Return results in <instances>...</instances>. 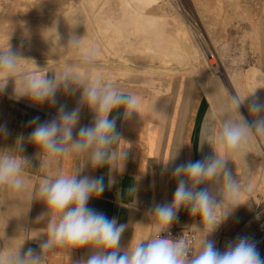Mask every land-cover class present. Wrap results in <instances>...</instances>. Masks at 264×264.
<instances>
[{
    "label": "clouds",
    "instance_id": "1",
    "mask_svg": "<svg viewBox=\"0 0 264 264\" xmlns=\"http://www.w3.org/2000/svg\"><path fill=\"white\" fill-rule=\"evenodd\" d=\"M58 24L57 20L52 26L56 33ZM83 45L84 37L69 35L67 47L82 49L81 64L90 65L97 59L98 51L83 50ZM21 60L26 59L10 45L0 48V92L13 80L17 98L27 97L35 104L50 105L58 103V91L71 95L80 92L77 106L71 110L60 104L53 119L40 122L39 117H35L30 121L34 128L27 141L39 150V166L49 168L58 158L76 154L84 155L92 169L107 166L111 173L112 162L118 155L114 146L121 136L116 131L117 117L110 116L121 108L124 119L138 113L141 97L125 93L101 76H91L84 68L78 70L72 65L51 76L21 72ZM85 107L94 114L93 123L80 127L74 138V129ZM242 107L246 108L250 119L241 113ZM219 118L220 130L209 132V137H214L210 144L212 155L176 164L172 169L177 186L171 203L155 204L152 208L151 238L131 240L127 248H122L121 237L127 225L87 206L90 199L104 192V176H81L80 173L45 176L39 181L36 192V200L45 205L37 222L47 221L46 232L33 238L45 237L39 243L40 251L23 250L25 241L15 245L16 238L9 239L4 232L0 236V264H45L46 253L54 248L68 249L70 255L75 250L88 249L90 254L75 264H264L256 243L248 237L229 242L223 251L216 247L214 240L207 238L236 208L246 204L245 193L252 190V185L242 186L235 179L228 163L255 135L264 136V98L256 95V89L243 96L234 93ZM0 134H7L6 126H0ZM23 139L18 138L15 150H0V187L19 191L25 186L24 171L31 163L19 154ZM177 155L178 151L165 163V170ZM119 156L124 159L126 152H120ZM114 182V177L109 175L108 185ZM215 184L221 186L214 188ZM182 208L187 209L191 217H199L203 225V228L192 225L205 233L200 250L195 254L184 239H173L170 234L161 236L169 230Z\"/></svg>",
    "mask_w": 264,
    "mask_h": 264
},
{
    "label": "crops",
    "instance_id": "2",
    "mask_svg": "<svg viewBox=\"0 0 264 264\" xmlns=\"http://www.w3.org/2000/svg\"><path fill=\"white\" fill-rule=\"evenodd\" d=\"M246 10L248 17L254 15L255 5L247 4ZM252 19L254 20V16ZM223 64L227 65H223L218 72L221 80L205 76L202 71V77L182 76L170 88L167 87L168 91L163 92H156L160 91L157 84L153 86L157 89L146 91L123 88L141 86L139 84L112 83L125 93L141 97L142 104L138 113H133L128 119H124L122 108L115 110L110 116L117 117L116 131L121 136V140L114 146L118 155L112 162L111 173L107 166L92 169L84 155L76 154L58 158L49 168L40 167L39 150L27 141V136L34 128L30 121L35 117H39L40 122L51 120L58 109L54 107L49 111L31 106L22 108V112L17 114L14 113L15 104L6 99L9 97L1 96L0 126H6L7 134H0V150H15L18 138L23 137V147L19 154L27 157L31 166L24 171L25 186L21 190L0 187V236L5 232L7 238H16L13 241L15 245L25 241L23 250L33 248L39 252V243L45 237L33 238L45 233L47 226V221L37 222L36 219L45 210L44 203L36 200L39 181L45 176L54 178L59 174L80 173L81 176L105 177L104 192L98 198L90 199L87 206L103 212L109 219L115 217L118 223L127 225L121 237L122 248H127L131 240L137 242L151 238L153 233L150 225L154 223L152 208L155 204L171 203L177 186L172 169L176 164L212 155L210 144L214 142V137L210 138L209 132L220 130L219 114L231 95L237 93L243 96L256 89L259 91L256 95L264 98V66L248 65L243 61L234 65L229 61ZM79 99V91L74 95L66 94L63 104L71 110L77 106ZM240 111L250 119L246 108L242 107ZM93 119L94 114L86 107L83 108L80 121L74 129V138L79 128L90 126ZM263 137L255 135L242 150L230 157L228 167L235 179L242 186L252 185V190L245 193L246 204L236 208L222 224L216 246L221 251L229 242L237 240V233L246 228V224L254 219L260 206L264 204V160L252 157L254 153H264ZM177 151L175 161L169 163L165 170V163ZM120 152H126L124 159L120 158ZM109 175L115 180L111 186L108 185ZM220 186L215 184L214 188ZM172 224L190 227L199 225L203 228L199 217H191L184 208L180 209ZM197 233L196 252L200 250L203 240L202 231L197 230ZM88 254V249L75 250L70 255L68 249L54 248L46 253L45 264H75Z\"/></svg>",
    "mask_w": 264,
    "mask_h": 264
},
{
    "label": "bare ground",
    "instance_id": "3",
    "mask_svg": "<svg viewBox=\"0 0 264 264\" xmlns=\"http://www.w3.org/2000/svg\"><path fill=\"white\" fill-rule=\"evenodd\" d=\"M47 1L52 5L57 3L56 0ZM156 8L162 11H154ZM171 10L173 17H171ZM57 20L59 21L57 33L60 39L52 27L53 22ZM173 23L175 28L171 30ZM47 24L43 33L41 32L37 37L34 36L36 42L30 40L25 43L37 50L40 47L46 50L45 57L38 56L37 61L24 62V64L27 63L26 66L28 65L26 69L29 73L44 74L40 71L43 67L53 68L56 73H59L68 65H72L78 70L84 68L91 76L99 75L103 78L106 75V80L111 83L118 77L127 79L131 83L133 82L131 79L135 77L137 80L134 83L139 81V85L153 86L167 74H176V71L186 67L190 70L197 68L199 58L204 56L208 74H212L211 77H215L213 79L221 80L218 73L221 70L220 65L213 60L214 54L206 51L204 34L196 26L198 23L190 22L185 9L175 0H81L77 8L54 12L50 21L47 18ZM72 33L78 37H84L83 50L95 49L98 51V57L107 56L108 58L109 55H113L119 57V61L110 66L111 69L104 74L95 65L88 67L89 65L85 66L74 61L73 57L81 55L82 49L67 47L68 37ZM5 35L0 36V48H4L2 43L6 40ZM136 57H142L146 62L140 64L136 61ZM20 66L22 69V62ZM113 66H118L116 71L112 69ZM37 67H40L39 71L35 70V68L38 69ZM115 82L125 81L116 80ZM65 99L66 94L58 91L57 104H63ZM251 226H253V219L247 223L243 231H239L240 234L250 231ZM220 232L218 228L215 238L216 246ZM240 234L237 233V237ZM204 235L202 231V239Z\"/></svg>",
    "mask_w": 264,
    "mask_h": 264
},
{
    "label": "rangeland",
    "instance_id": "4",
    "mask_svg": "<svg viewBox=\"0 0 264 264\" xmlns=\"http://www.w3.org/2000/svg\"><path fill=\"white\" fill-rule=\"evenodd\" d=\"M56 2L57 3H55L54 6L48 3L47 0H0V29H2L0 31V36L3 37V35L6 34V40L3 41L4 43L2 44L4 45V48H7L8 45H10L13 51H18L21 57L26 59L20 61L22 62L23 67L27 64H24V62L33 60L37 61L38 56H46V50L44 48L42 50L40 47V49L37 50L36 48L29 47L28 43L25 44L26 41L32 40L33 42H36L34 36L37 37L41 34V32L43 33L45 28L48 26L47 18H49L50 21L54 12H61L69 8H77L80 6L81 0H56ZM175 2L181 4V6L185 9L190 22L198 23L196 26H198L199 31L204 34L206 51H211L214 54V57L212 58L215 62L219 63L220 69H222L223 65H227L222 62L226 63L228 61L231 65L243 61L244 64L248 65L264 66L263 0H175ZM247 4L255 5L254 15L249 17L246 15V13H248L246 10ZM154 11L162 10L156 8ZM171 13V17H173L172 10ZM167 14H169V12ZM253 16L254 20L252 19ZM4 24H6V26ZM173 28H175L174 23L171 25L170 29L173 30ZM30 35L33 36L30 37ZM80 56L81 55H75L73 60L81 63ZM105 57H97L92 64L87 66L90 67L95 65L104 74L105 71L111 69L110 66L118 62L120 59L119 57H114L113 55H109L108 58L107 56ZM204 58V56L199 58V65L197 68L190 70V68L187 69L186 67L185 69L176 71V74H167L163 76L157 84L160 91L156 90V92L168 91L171 84L179 81L182 76L193 75V77H202V71L205 76H211L212 74L207 73V61L206 58ZM135 59L140 64L146 62V60L142 57H136ZM23 67L21 72H27L28 69L26 68L28 65L24 68ZM116 67L118 66H113L112 69L116 71ZM35 70L39 71L40 67L38 69L35 68ZM40 71L49 76L56 73L53 68L45 69L43 67ZM102 79L108 82L106 80V75ZM116 80L130 82L127 81V79H120L119 77L115 79V81ZM131 80H133L131 83H134L137 79L134 77ZM115 81L112 83H115ZM13 82V80H9L5 91L0 92V97H9L6 99L11 100V102L15 104L14 113L20 114L22 112V108L31 106L37 108L40 107L49 111H52L54 107L58 109L57 105H50L49 103L35 104L27 97L17 98L14 92L15 87L13 88ZM134 84L137 85L140 84V82L136 81ZM153 86L143 84L141 86H127L123 88H135L146 91H153L157 89L153 88ZM168 86L169 88H167ZM257 93H259V91H256V94ZM252 157L257 158L259 161L264 160V153H254L252 154ZM261 207L262 205L260 208ZM255 223L256 222H254V225ZM221 227L222 225L219 226L220 230ZM215 238L216 231L208 237V239L212 240H215Z\"/></svg>",
    "mask_w": 264,
    "mask_h": 264
},
{
    "label": "built area",
    "instance_id": "5",
    "mask_svg": "<svg viewBox=\"0 0 264 264\" xmlns=\"http://www.w3.org/2000/svg\"><path fill=\"white\" fill-rule=\"evenodd\" d=\"M264 1V0H263ZM259 215V217H257ZM253 222H256L255 225L251 226L252 230L249 233H241L239 237H248L250 240L256 243V246L261 254L264 257V204L257 211ZM171 236L173 239L182 238L184 239L193 254L195 251V244L198 237L197 230L193 227H190L185 224H172L167 232L161 233L162 237ZM191 255V254H190Z\"/></svg>",
    "mask_w": 264,
    "mask_h": 264
}]
</instances>
